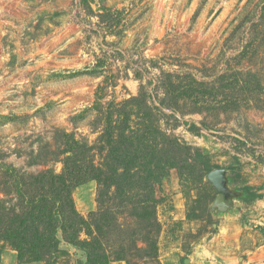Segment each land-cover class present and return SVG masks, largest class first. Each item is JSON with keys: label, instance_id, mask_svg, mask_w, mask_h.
Segmentation results:
<instances>
[{"label": "rangeland", "instance_id": "rangeland-1", "mask_svg": "<svg viewBox=\"0 0 264 264\" xmlns=\"http://www.w3.org/2000/svg\"><path fill=\"white\" fill-rule=\"evenodd\" d=\"M168 78L182 93L175 109L160 103ZM194 80L205 85L193 89ZM142 91L166 135L226 169L231 189L250 188L213 213L208 173L190 161L172 168L156 189L159 264H264V0H0V161L60 173L53 155L66 132L94 146L99 163L102 127L90 107ZM71 196L87 216L97 209L96 181ZM15 201L0 194V206ZM121 210L124 223L136 220ZM58 236L55 264H87ZM11 250L5 244L1 264H14Z\"/></svg>", "mask_w": 264, "mask_h": 264}, {"label": "trees", "instance_id": "trees-1", "mask_svg": "<svg viewBox=\"0 0 264 264\" xmlns=\"http://www.w3.org/2000/svg\"><path fill=\"white\" fill-rule=\"evenodd\" d=\"M100 6V18L112 20L111 10ZM169 79L161 82L164 98L160 103L175 109L182 93L173 89ZM193 84V89L205 85L195 80ZM90 108L96 112L93 124L102 127L99 163L92 158L94 146L66 132L65 143L57 146L53 155L63 165L60 173L51 168L26 173L0 161V194L16 198L8 207L0 206V254L6 244L20 262L55 264L62 252L60 233L65 242L84 253L87 264H136L133 259L159 264L155 204L162 179L172 168L179 169L181 162L190 161L200 174L219 168L211 166L198 149L191 152V147L162 131L155 116L160 110L147 103L143 91L116 105L96 102ZM91 180L97 183V209L83 216L76 211L71 193L74 187ZM249 190L242 188L245 194ZM109 200H116L118 205ZM123 206L130 210L126 218H136L133 223H124L123 211H118Z\"/></svg>", "mask_w": 264, "mask_h": 264}, {"label": "water", "instance_id": "water-1", "mask_svg": "<svg viewBox=\"0 0 264 264\" xmlns=\"http://www.w3.org/2000/svg\"><path fill=\"white\" fill-rule=\"evenodd\" d=\"M207 180L215 189L217 195L212 202L210 209L213 213H226L231 210V201L244 195L242 191L231 189L228 186L226 169H213L207 174Z\"/></svg>", "mask_w": 264, "mask_h": 264}, {"label": "crops", "instance_id": "crops-1", "mask_svg": "<svg viewBox=\"0 0 264 264\" xmlns=\"http://www.w3.org/2000/svg\"><path fill=\"white\" fill-rule=\"evenodd\" d=\"M11 254H13V255L15 254L14 256H15L16 258L13 257V255H11V259H12V260L15 259V261H14V260H13V261H14V264H16V262L18 261V260L16 261V259H17L16 252L13 251V250H11ZM2 257L4 258V256H2ZM30 263H31V262H30Z\"/></svg>", "mask_w": 264, "mask_h": 264}]
</instances>
